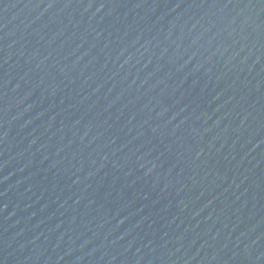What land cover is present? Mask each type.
<instances>
[{
	"label": "water",
	"instance_id": "obj_1",
	"mask_svg": "<svg viewBox=\"0 0 264 264\" xmlns=\"http://www.w3.org/2000/svg\"><path fill=\"white\" fill-rule=\"evenodd\" d=\"M0 264H264V0H0Z\"/></svg>",
	"mask_w": 264,
	"mask_h": 264
}]
</instances>
